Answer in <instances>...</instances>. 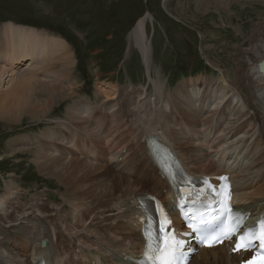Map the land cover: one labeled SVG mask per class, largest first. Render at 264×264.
I'll return each instance as SVG.
<instances>
[{"label": "rangeland", "instance_id": "1", "mask_svg": "<svg viewBox=\"0 0 264 264\" xmlns=\"http://www.w3.org/2000/svg\"><path fill=\"white\" fill-rule=\"evenodd\" d=\"M205 3L206 0H0V24L2 20L13 19L47 25L51 30L48 33L54 35L57 31L65 32L75 45H78L76 49L75 45L73 47L69 44L73 64L69 81L64 84L71 89V92L68 90L69 95L64 93L66 96L62 100L51 104L47 112H43L36 120L20 117L11 121L0 118V191L6 190L9 183L18 191V195H15L16 192L11 200L5 201V211H0V218L4 219V215L8 214L13 219L11 223L0 219V240L5 242L6 246L8 240L1 238H23L28 232L23 236L21 231L31 229L32 224L33 228L38 227V222H33L31 218H44L49 212L52 213V218H56L55 215L61 212V215H69L72 219L71 207L64 206L66 199H71L65 180L68 178L53 176L39 168L36 155L40 147L37 143L32 145V142L36 141L35 136L32 135L34 140L30 149L24 152H11L9 141L19 134L41 135L48 128L55 131L64 121H71L74 109L72 106L77 105L78 101L88 96L100 99L101 103L106 101L109 97L101 92V87H105L108 93L114 92L118 98L121 93L126 92L125 90H130L126 94L128 101L134 102L131 98L136 95L134 97L140 100L139 103L148 104L152 101L153 104L155 99L158 100V90L162 92L163 89V93L167 95V92H173L180 82L197 78L177 77L179 72L192 73L203 70L204 78L209 83L216 77L217 80L215 78L214 81L221 84L219 87L230 85L239 90L240 93L236 94L247 92L250 94L249 101L255 103L254 106L261 107L260 101L264 103V89L259 94L255 90L258 89L256 87L248 86L245 82L240 85L235 79V74L238 70L247 71L251 64L254 65L251 58L253 48L257 43L264 44V0H221L214 1L209 6ZM142 16H146L145 39L150 43L147 56L141 54L131 35L135 23ZM256 27L261 28L258 40L251 37V32L255 31ZM78 53L85 60L89 73L87 79H83L76 71ZM253 73L250 70V75L255 78ZM223 76L225 82L221 80ZM39 77L46 78L44 73ZM133 88L137 92L132 93ZM248 94L243 97L246 98ZM170 96L167 95V98ZM33 97L43 99L46 96L36 93ZM245 102L247 105L251 103L247 100ZM153 106L152 110H155ZM262 110L264 112V108ZM255 119L257 120V116ZM138 134L139 131L136 130L132 139ZM44 137L53 138V131L50 136ZM55 142L64 146V141L60 139ZM181 143L185 145V141ZM55 151L57 152L56 149ZM56 152L45 151L50 155L68 158ZM87 183L82 182L83 186ZM50 198L62 202H50ZM35 204L46 207L48 213L46 210H43L45 214L36 210ZM48 226L53 228L52 223ZM14 243L18 244L16 241ZM25 245L30 248L29 244L24 243L16 246V250L6 247L5 254L16 255L19 259L29 258V248L27 247L26 251Z\"/></svg>", "mask_w": 264, "mask_h": 264}, {"label": "bare ground", "instance_id": "2", "mask_svg": "<svg viewBox=\"0 0 264 264\" xmlns=\"http://www.w3.org/2000/svg\"><path fill=\"white\" fill-rule=\"evenodd\" d=\"M214 1L219 2L221 0H206L205 5L209 6V4H212ZM145 17L142 16V18L137 20L131 33L143 56L148 55L150 46V43H148L145 39ZM260 29L261 28L256 27L255 31L251 32L252 39L254 38L255 40H258L257 38L259 37ZM70 51L71 50H69L65 41L62 39L43 34L36 28L18 25L13 22L4 23L0 34V118L11 121L17 120L20 117L36 120L43 112L48 110V107H50L51 104L57 100H62L66 96L64 93L69 95V89L64 84L69 81L68 78L70 77L73 64V58ZM252 56L253 57L251 58L254 60L252 63L254 65L251 64L249 66L250 69L247 71L238 70L235 74V79L240 85L245 82L248 86L258 88L254 89L257 90V93H259L262 89H264L263 43H257L255 45ZM28 60L33 61V65L25 71L20 72L19 66L23 65ZM42 69L46 71V78L39 77ZM250 70L254 72L253 75L255 78L250 75ZM214 80L215 78L212 79V83L215 82ZM221 80L224 82L226 81L224 76ZM6 81H8L7 84ZM205 81L209 82L208 80ZM238 83H235V85ZM259 86H261V88H259ZM191 88V84L187 82L182 83L176 91V97L171 94V96L167 98L168 101L164 102L159 107L155 105V103H157V100L155 99L153 103L155 105L153 106L155 107V110H152L151 103H139L140 100L138 101V98H135L136 95L131 98L134 102L131 100L128 101L127 98V100L123 99L120 103V111L115 115V118L112 114V120L108 126L111 128L115 125V128L119 129L123 125L118 124V121L123 122L126 116H131V125L121 131L122 136H124V133L126 132L130 133V130H133L132 126L136 125V127H139L143 138L146 137L147 134L154 132H159V136L166 140L171 138L168 135H174L177 139L184 138L179 134V132H175L172 128V126L174 127L176 125H180V123L175 121L174 124H171L168 117L170 112L168 113L167 111L176 109V112L182 115V118L186 123L185 125L188 128L190 126L192 128L197 125L200 119L195 116L194 113H192L193 110H191V106L196 100V97L194 98L191 96ZM200 89L201 87L197 88V92ZM69 91L71 92V89ZM192 91L193 94L197 95L196 91L193 89ZM132 92L134 93V91ZM217 92L220 93L217 97H212V94H209V98L212 99L211 107L213 108L214 106L219 108L224 103L225 97L228 94L227 86H218V88L215 89V93ZM36 93H38V95L42 93L46 97L43 99H35L33 95ZM157 94V99L159 98L158 100H160V98L163 97L162 92L158 90ZM142 97L144 98L145 96L142 95ZM243 98L244 100H247L245 97ZM234 102L235 101L232 99L230 100L231 104ZM248 106L249 108L256 109L255 117L257 116V120H255L260 124V130L264 139V112H261L260 110V108H264V103L260 101L261 107H256L252 103H249ZM73 108L75 111L71 114V122L73 124L83 126L84 117L79 116L82 110L79 109V107ZM93 118V123H91V125L87 124L84 126L85 128H83L84 130H87L84 134V142L91 138L89 135L93 134L94 130L100 129L104 125V118L102 121H100L101 117ZM128 120L129 118L127 121ZM206 123L207 122H204L203 125H206ZM50 134H52V131L48 129L43 133V136H50ZM191 138L193 137L191 136L187 140L184 138L186 141L185 144H194ZM33 140L34 137L32 135L16 136L9 141L8 147L13 153L20 150L21 152H24L25 150L30 149L31 142ZM39 147L40 150L37 151L36 155V162L38 164H36L40 169L47 171L48 174H52L53 176L58 175L61 178H68L65 179L67 180L69 190L68 193L70 198H73L69 202H72V210L76 211V214L72 215L71 219L69 215H61L60 212L57 214L55 213L56 218H52V213H48L45 209L46 207H39L37 206L38 204H35L34 206L36 210L41 211L44 214L45 212L43 210H46L49 215L44 218H29L30 220H33V222H38L37 228H33L34 230H30L27 235L25 234V236L23 234V239L35 245L32 251V257L19 259L16 255H6L4 248L7 246L5 245V242L3 243V241L0 240V264H33L40 254H46V256L50 259L52 258L51 260L56 264L59 261L61 262L64 258L69 259V254L81 248L83 245H86L87 247L97 246L98 239L106 236L114 238L115 241H118L123 245L129 244L130 240L128 232L112 230L109 224L116 222V219L122 216L121 212L123 209L121 208L125 205L123 202L127 198H132L140 191H152L162 194L161 188L164 186V183L159 178L157 172L154 169L148 170L144 144L139 145L140 150L137 152L140 153L141 151V157L143 158L142 161L144 169L142 171V181L139 180V178H135L133 175H131L132 177H126L122 173L118 174L115 172V168L110 167L105 163L103 164L101 161L100 163H94L85 157L61 158L47 154L45 153L46 149L44 147ZM1 155L2 154H0V156ZM59 155L63 156L62 153ZM195 155L197 157V159H195L197 165L193 168V170L196 172H206L208 169L207 165L211 164V161L200 154ZM142 167L140 170H142ZM140 170L136 169L134 174H138ZM84 181L85 183L86 181L88 182L85 184L86 186H83L84 184H82ZM93 181L95 182L93 183ZM6 186V190L4 189L5 191L0 194V211H5V203L17 192L16 188H14L10 183ZM262 189H264V184L261 186L260 190ZM80 199L92 200L91 204L93 205L90 206V208L79 212ZM128 207L129 206H127V208ZM11 218L12 216L5 214L4 219H0H6V221L11 223L13 221ZM88 220L91 221L89 222ZM51 223L54 228V230H52L53 233L50 231V227L48 226V224ZM81 232L87 234L95 233L96 239H90L87 234L81 235ZM53 234L57 237L56 246L52 243V239L54 237L52 236ZM44 238L48 240V245L46 247H42L40 246L41 244H38V242H41ZM110 246L115 247L114 244H111ZM27 247L28 246H26V248ZM205 256L206 258L203 263L194 261L191 264H227L231 260L230 258H232L227 256V252L225 250L220 253L215 252L211 255V257H209L206 252ZM71 264H76V262L73 261Z\"/></svg>", "mask_w": 264, "mask_h": 264}, {"label": "snow or ice", "instance_id": "3", "mask_svg": "<svg viewBox=\"0 0 264 264\" xmlns=\"http://www.w3.org/2000/svg\"><path fill=\"white\" fill-rule=\"evenodd\" d=\"M169 223L170 221L165 219V221L159 228V232L161 233V235L157 239L160 241H164V247L161 248L160 244L158 243L153 249L152 246L149 245V251L152 253L149 257L150 264H181V260L183 259L182 242L177 240L174 234H169L167 232V225ZM189 227H192L193 231H199L198 228L194 227L191 224L189 225ZM238 227L239 225H237V229ZM237 229H233L232 231H235ZM261 231L262 233H264V223H262L261 225ZM231 234L232 232L230 231L228 233V236L230 237ZM251 235L255 237V231H252ZM261 238L264 239V235H262ZM239 239L241 241H244V243L238 244L237 247H243L246 250L250 242L247 238V234H245V236H241Z\"/></svg>", "mask_w": 264, "mask_h": 264}, {"label": "water", "instance_id": "4", "mask_svg": "<svg viewBox=\"0 0 264 264\" xmlns=\"http://www.w3.org/2000/svg\"><path fill=\"white\" fill-rule=\"evenodd\" d=\"M264 67V66H263Z\"/></svg>", "mask_w": 264, "mask_h": 264}]
</instances>
